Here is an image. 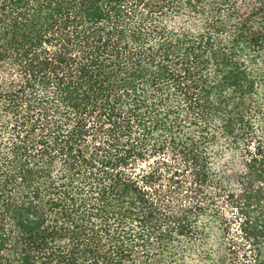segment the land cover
I'll return each mask as SVG.
<instances>
[{"label": "trees", "instance_id": "1", "mask_svg": "<svg viewBox=\"0 0 264 264\" xmlns=\"http://www.w3.org/2000/svg\"><path fill=\"white\" fill-rule=\"evenodd\" d=\"M0 264H264V0H0Z\"/></svg>", "mask_w": 264, "mask_h": 264}]
</instances>
